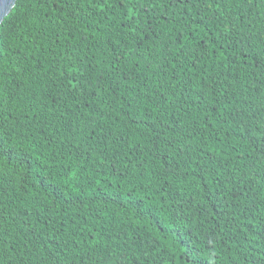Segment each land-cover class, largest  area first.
Wrapping results in <instances>:
<instances>
[{"label": "trees", "instance_id": "1", "mask_svg": "<svg viewBox=\"0 0 264 264\" xmlns=\"http://www.w3.org/2000/svg\"><path fill=\"white\" fill-rule=\"evenodd\" d=\"M0 143V264H264V0H18Z\"/></svg>", "mask_w": 264, "mask_h": 264}, {"label": "water", "instance_id": "2", "mask_svg": "<svg viewBox=\"0 0 264 264\" xmlns=\"http://www.w3.org/2000/svg\"><path fill=\"white\" fill-rule=\"evenodd\" d=\"M18 0H0V27L5 18L11 13Z\"/></svg>", "mask_w": 264, "mask_h": 264}, {"label": "snow or ice", "instance_id": "3", "mask_svg": "<svg viewBox=\"0 0 264 264\" xmlns=\"http://www.w3.org/2000/svg\"><path fill=\"white\" fill-rule=\"evenodd\" d=\"M6 153V146L3 143H0V154ZM12 159L15 160H20V154L15 153V154H9Z\"/></svg>", "mask_w": 264, "mask_h": 264}]
</instances>
